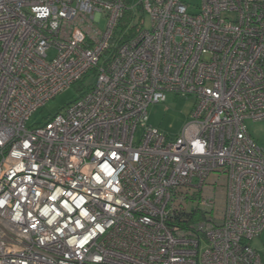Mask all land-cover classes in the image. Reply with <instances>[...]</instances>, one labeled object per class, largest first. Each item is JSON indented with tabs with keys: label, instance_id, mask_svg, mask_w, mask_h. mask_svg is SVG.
<instances>
[{
	"label": "built area",
	"instance_id": "built-area-1",
	"mask_svg": "<svg viewBox=\"0 0 264 264\" xmlns=\"http://www.w3.org/2000/svg\"><path fill=\"white\" fill-rule=\"evenodd\" d=\"M189 1L139 0L148 27L106 54L127 0H0V264H264V149L245 124L264 120V0ZM169 92L195 98L172 140L147 123ZM191 207L204 217L174 222Z\"/></svg>",
	"mask_w": 264,
	"mask_h": 264
},
{
	"label": "rangeland",
	"instance_id": "rangeland-1",
	"mask_svg": "<svg viewBox=\"0 0 264 264\" xmlns=\"http://www.w3.org/2000/svg\"><path fill=\"white\" fill-rule=\"evenodd\" d=\"M139 0H127V6L132 11L136 10V4ZM191 4H198L200 0H190ZM106 24L105 19L101 22L103 28ZM148 18H145V26L148 27ZM79 92L75 86L63 90L48 100L45 105L33 113L26 123V127L34 128L42 125L43 120L61 112L64 107L77 98ZM195 98L193 96H182L173 92L166 95L164 102L149 105L147 109L148 125L157 128L169 140L174 139L182 130L183 126L190 119V114L194 107ZM247 130L255 143L264 149V120L262 121H245ZM224 178L212 175L207 181L203 190L204 194L213 192L216 196L217 211L221 209L224 201ZM250 245L261 256L264 262V229L262 232L250 241Z\"/></svg>",
	"mask_w": 264,
	"mask_h": 264
},
{
	"label": "trees",
	"instance_id": "trees-1",
	"mask_svg": "<svg viewBox=\"0 0 264 264\" xmlns=\"http://www.w3.org/2000/svg\"><path fill=\"white\" fill-rule=\"evenodd\" d=\"M136 10L132 11L131 9L126 8L122 16L118 20L117 26L114 30V34L110 43L109 50L106 54H111L120 43L126 39L132 37L136 31L143 26L145 23L146 15L142 10L141 5L136 4ZM96 76V71L93 69L86 73L82 78L76 81L72 86H75L79 92L78 95H81L86 90H88ZM51 116L45 118L43 122L48 121ZM204 217L203 212L198 210L195 207H191L188 211H179L175 212L173 220L175 223L181 226H188L189 223H192L196 220L202 219Z\"/></svg>",
	"mask_w": 264,
	"mask_h": 264
}]
</instances>
